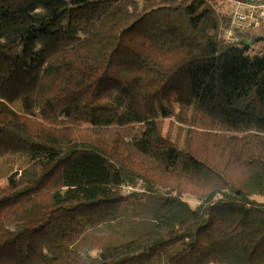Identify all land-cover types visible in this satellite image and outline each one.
<instances>
[{
    "label": "trees",
    "instance_id": "1",
    "mask_svg": "<svg viewBox=\"0 0 264 264\" xmlns=\"http://www.w3.org/2000/svg\"><path fill=\"white\" fill-rule=\"evenodd\" d=\"M236 1L0 0V264H264Z\"/></svg>",
    "mask_w": 264,
    "mask_h": 264
},
{
    "label": "built area",
    "instance_id": "2",
    "mask_svg": "<svg viewBox=\"0 0 264 264\" xmlns=\"http://www.w3.org/2000/svg\"><path fill=\"white\" fill-rule=\"evenodd\" d=\"M264 20V0L236 1V8L233 18V26L259 28ZM233 35L231 29L228 33ZM130 189V188H129Z\"/></svg>",
    "mask_w": 264,
    "mask_h": 264
}]
</instances>
